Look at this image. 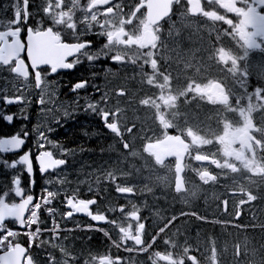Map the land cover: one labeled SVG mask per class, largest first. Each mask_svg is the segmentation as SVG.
Wrapping results in <instances>:
<instances>
[{
	"label": "flooded vegetation",
	"instance_id": "flooded-vegetation-1",
	"mask_svg": "<svg viewBox=\"0 0 264 264\" xmlns=\"http://www.w3.org/2000/svg\"><path fill=\"white\" fill-rule=\"evenodd\" d=\"M150 3L0 0V139L26 141L0 153V264H264V0ZM160 133L189 143L181 190L144 156Z\"/></svg>",
	"mask_w": 264,
	"mask_h": 264
},
{
	"label": "snow or ice",
	"instance_id": "snow-or-ice-1",
	"mask_svg": "<svg viewBox=\"0 0 264 264\" xmlns=\"http://www.w3.org/2000/svg\"><path fill=\"white\" fill-rule=\"evenodd\" d=\"M78 62L79 61H77L75 59H73L72 62H62L61 66L56 68L55 71L52 73L53 74L57 73L58 69H73L74 66ZM84 87H85V82H79V83H76L74 85V90L82 89ZM19 99L20 98L18 97L17 100H19ZM7 103H13V100L9 99V100H7ZM40 103L43 104V101L40 100ZM87 107L90 109V105H87ZM6 119H7V121L10 122V121H12L13 116L8 115L6 117ZM25 142H26L25 139H21L19 136H12L10 139H0V153H8L10 151L19 150L25 144ZM46 153H47V159L44 162L41 161V154L36 158L39 161V170L41 173H45L49 169H55V168H57V166H61V165H64L66 163V161L64 159H60V160L54 159L51 152H46ZM16 163L26 165L27 172L29 174L33 173V165H32V161H31L28 153L21 155L19 157V160ZM12 167H16V164H12ZM17 183L19 185H21L20 179L17 180ZM49 195H52V193H49ZM76 203H77V201H75L71 198H69L67 200V205L70 206L74 212L85 213L82 211H76L74 209V205ZM67 215L71 216L72 212H69ZM87 215H88V213H87Z\"/></svg>",
	"mask_w": 264,
	"mask_h": 264
},
{
	"label": "trees",
	"instance_id": "trees-1",
	"mask_svg": "<svg viewBox=\"0 0 264 264\" xmlns=\"http://www.w3.org/2000/svg\"><path fill=\"white\" fill-rule=\"evenodd\" d=\"M87 128H89V130H88V132H86V129ZM77 135H79L80 133L81 134H84V136L85 137H87L86 138V140L89 138V137H93L95 134H97V132L95 131V129H94V127L93 126H86V127H84V128H82V129H77L76 128V131H74ZM82 140H84V139H82ZM97 148H98V145H97ZM103 149H105V148H103ZM100 151H101V148L99 149ZM114 151H115V149H113V147H112V152H113V155H114ZM113 155H111V156H109V158H112V159H119V157H114ZM122 155V154H121ZM120 155V156H121ZM123 157H125V156H123Z\"/></svg>",
	"mask_w": 264,
	"mask_h": 264
}]
</instances>
